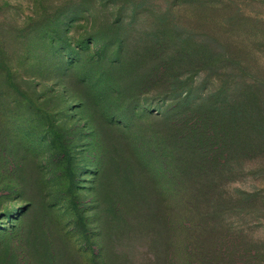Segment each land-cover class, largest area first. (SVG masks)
<instances>
[{
    "label": "rangeland",
    "instance_id": "374dc122",
    "mask_svg": "<svg viewBox=\"0 0 264 264\" xmlns=\"http://www.w3.org/2000/svg\"><path fill=\"white\" fill-rule=\"evenodd\" d=\"M167 49L182 94H159V80L148 82ZM115 84L117 93L105 89ZM215 85L210 99L252 88L264 109V0H0V264H150L147 240L122 236L127 215L113 212L108 191L121 176L135 180L149 222L139 227L128 211L132 230L150 232L171 196L160 182L174 160L160 169L148 153L149 171L133 147L161 131L167 108ZM49 133L57 147L42 149ZM224 161L232 170L215 186L228 201L217 220L223 232L240 231L223 241L248 254L238 252L239 264H255L264 259V147ZM40 164L54 180L38 174ZM69 210L77 211L72 225Z\"/></svg>",
    "mask_w": 264,
    "mask_h": 264
},
{
    "label": "trees",
    "instance_id": "16d2710c",
    "mask_svg": "<svg viewBox=\"0 0 264 264\" xmlns=\"http://www.w3.org/2000/svg\"><path fill=\"white\" fill-rule=\"evenodd\" d=\"M163 39L170 42L166 36ZM165 51L161 52L159 64L156 63L158 64L156 65L157 70L155 74L153 72L152 78L148 82L159 80L157 83L160 84L156 86L159 94L169 92L178 94L185 83L176 81L177 77L174 81L169 79L172 77L175 64L169 62L172 59L171 51L169 49ZM184 53L188 54L186 48H182L180 54ZM63 77H66L65 74ZM252 82L256 84L259 81L253 80ZM217 86L215 85L211 94L205 98L198 96L196 100L191 99L190 103L186 101L178 108H174V105L167 108L158 117V128L160 127L161 131L153 132L157 134L153 140H144L133 147L138 160L142 165L145 163L149 171L153 168L148 166V153H154L155 161L164 166L160 169H167L169 158L174 160L167 169L170 173L169 181L160 182V185H167L165 189L171 193V199L167 198L166 204H164L165 201L162 202L164 208L160 209L159 222L156 225L151 222L153 228L150 232L139 230L136 233V229L132 230L135 222L139 227H143L145 221L148 220L143 212V205L147 203V200H143L145 197L143 194L142 197H139L136 189L138 185L135 180L132 179V183L127 185L121 181V176L111 184L110 191H108L113 212H123L128 217L123 220L125 224H120L124 229L121 233L122 236H126L127 243L145 238L147 248H149L148 252H150L148 253L150 264H239L238 252L241 253V251L238 250L237 244L235 241L226 239L223 241V239L240 230L232 228V230L226 229V232L221 231L224 222L217 220V218L223 217H219L221 214L219 209L223 200L224 202L228 201L221 193H218L215 186L223 177V173L231 174V166L228 170L223 168L225 163L223 157L226 158L227 152L240 155L246 151L254 152L264 147V109L261 110L259 105L253 104L259 94L252 88L227 102L226 100L222 102L210 99V96L217 94L215 93ZM246 86L250 87L251 85L247 84ZM105 89L117 93L119 86L116 84L109 87L105 85ZM14 91L19 93L21 90L16 87ZM186 95L188 98L192 96L190 92H187ZM109 99L104 97L103 103L107 104ZM91 110L92 108L86 107L82 112L91 115ZM48 121H53V124H56L55 120L51 118ZM97 123L99 124V122ZM132 124L133 121H130L129 127ZM66 130L67 128L64 129V131ZM28 135L32 136V132L29 131ZM47 138L50 140H43L40 143L42 149L57 147L55 134L49 133ZM105 138V134H102L99 144L101 150L107 148L108 140L106 141ZM53 143L55 144L53 145ZM22 159L24 160V157ZM27 159L28 156L25 157V160ZM46 167L48 166L40 164L38 174L51 175L49 180H54L53 172L47 171ZM32 168L36 172L37 163H34ZM156 187L159 191L164 192V189L157 183ZM144 189L145 185L141 190ZM69 211L72 215L70 222L72 225L77 211ZM128 211L137 215L135 222L132 217L129 218ZM220 243L221 246H219ZM105 251L106 248H102L100 255L105 256ZM245 252L248 253V251ZM247 255L243 256L241 253L240 257L243 259ZM96 258L94 255V261ZM252 258L255 257L252 256ZM90 261L92 260L90 259ZM255 264H264V259L256 260Z\"/></svg>",
    "mask_w": 264,
    "mask_h": 264
}]
</instances>
